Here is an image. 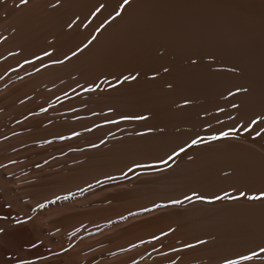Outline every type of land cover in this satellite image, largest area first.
Listing matches in <instances>:
<instances>
[{
  "label": "bare ground",
  "instance_id": "obj_1",
  "mask_svg": "<svg viewBox=\"0 0 264 264\" xmlns=\"http://www.w3.org/2000/svg\"><path fill=\"white\" fill-rule=\"evenodd\" d=\"M189 2L190 4L198 5V7L199 5L200 7L202 5L209 7L208 11L212 8L213 12L215 11L214 13L217 15L215 17L222 20L221 22L223 23L218 18H214L215 21H212V23L214 22L215 24L216 20L220 22L218 26L221 28H217L219 29L217 31L222 32L223 28L226 34L223 36L216 35L218 36H215L216 38L220 37L217 40L215 38L216 41L214 38L211 39L217 42L222 37L221 43H223L221 45L223 48L226 47L225 40L228 42L231 37H233L234 41H231V39L229 44L232 42V45L239 46L241 44L239 36L243 38V34H240L242 29L239 30L238 25L243 22L249 24L253 31L255 30V39L250 37V39L255 41V50L253 52L257 53L256 56L258 55L260 59L256 58L264 60V0H188ZM167 5L169 7V4ZM174 5L176 6V3ZM192 10L189 9L190 13ZM201 10L199 13L203 14L204 12H201ZM114 11L113 0H27L26 4L21 3V0H0V264H12V261L15 263V261L22 259H17L18 256L15 254L18 255V253H15L14 249L6 247L7 244L15 242L18 239V231L22 229L38 232L37 237L46 242V248L42 249L43 253L40 254L43 257L40 262L37 260V264H55L60 263V261L68 264H162L163 261L159 260L160 258H158L155 251L150 249L151 245L148 246L150 240H154L158 236H160L158 238L160 239L161 235L164 237L168 235L166 238L169 241L170 239L173 241L170 244L180 247L178 248L177 262V255L175 256V260L173 259L176 263L168 259L171 264H227L229 261L227 258L230 256L227 255L230 253L227 254V245L223 243L225 241L222 242L223 239L221 238L223 233L220 235L219 233H215V235L218 234L216 235L217 238L215 241L209 242L212 239L208 238L207 241L205 239L206 235H203V233L197 235L189 232L193 230L192 227L190 226L191 229L188 230L189 228H186L188 225L181 223L183 218L188 217L189 213L190 215L192 214L196 203L201 206L204 202V200L202 203L200 201L201 204L198 203L199 201H195V203L190 202L192 198H195L194 191L196 190H193L195 188L192 187L193 192H191V186L188 184H192L195 181L190 182V179L192 176H195L193 174L196 172H192V176L190 175L191 177L188 178L189 183H185L182 194L180 192L176 193L175 190V194L171 192L173 196L171 193H168L173 198L176 194L180 193V203L169 201V196V199H166L169 203L161 206L153 205L150 198V200L146 201L150 195L145 194V190L148 191L164 184L166 187L172 189L174 186H171L172 183L169 179L167 181L163 177L160 178L161 173H158V171L153 172V170L148 169H154L152 167L153 164H150L152 165L151 167L148 165L144 166L146 161L158 156V150L161 147H157V153H151L150 151H155L156 149L148 146L145 149L144 146H141L143 139L138 138H142L143 136H140L136 132L138 137L132 141L128 134L127 126L129 119H124V117H128L130 111L134 113L131 110L132 101L135 102L136 99L138 101V103L136 101L133 105L137 115H140L141 112L139 107L146 104H143V99H141L143 96L141 97L137 89V93L135 92L136 94L133 95V98L131 97L130 83L133 81L130 76L132 71H129L131 66L129 67L128 59L125 56H117L115 55L116 49L115 53L114 49L112 50V45L114 44L111 31H115L116 29L112 30L113 22L115 21L114 17L112 18ZM196 11V17L204 20L202 19L203 17L200 18L198 16V10ZM153 12L156 14L155 11ZM123 13L121 12L120 14ZM208 13L206 11L205 15L207 17ZM206 16H204L205 19ZM177 18L179 17L177 16ZM192 22L194 21L192 20ZM101 24L103 25L102 28L100 27ZM251 27L249 28V33H251ZM227 34L229 38L223 39L227 37ZM236 39L239 44L235 43ZM252 40L249 43H252ZM246 41H244L243 46H245ZM214 44L216 45V43ZM230 45L229 48L232 46ZM252 45L251 48L254 47ZM233 47L236 49L235 46H232L231 49ZM245 48H243V51ZM235 49L230 51L234 53ZM235 53L237 54L236 51ZM235 53L232 55H235ZM131 59H133L132 56ZM253 62L251 61V63ZM259 62L257 61L256 63ZM130 65L132 64L130 63ZM125 77H128V79H125ZM219 82L221 83V81ZM229 82L231 81L229 80ZM209 83H212V80ZM133 93L134 91H132ZM145 108L147 109V107ZM115 110L116 112L118 111L117 123L119 124V129L117 132H114L112 129L114 116L116 115ZM132 117L135 118V116ZM138 120L141 121L142 119ZM132 123L134 124L136 121ZM140 127L144 128L139 125L138 129ZM137 131L140 132L139 130ZM141 131L143 130L141 129ZM142 134L144 133L141 132ZM149 136L150 138L152 137L151 135ZM151 139L153 140V138ZM169 141L168 143H170ZM152 144L154 145V141ZM71 145L75 148L71 151H65ZM57 148H59L60 152L66 153H61V156L53 158L50 155ZM193 151L195 152V150ZM215 151L213 150L214 154ZM174 153L171 155L167 154L165 157L176 155ZM174 168H167L165 173L167 171L172 172ZM178 172L181 173V170L175 172V176L179 174ZM196 177L192 178L196 179ZM169 178L171 179V177ZM200 182L197 181V183ZM196 188H198L197 190L200 193L204 190L203 188L200 191L202 187L200 189L199 187ZM162 193L163 191L157 192L160 196L165 195V193L161 195ZM146 196L148 197L146 198ZM160 196H157V199ZM195 196L197 197L198 195L196 194ZM186 197H191V199H186ZM176 198L175 200H179ZM231 200L230 202L233 205L235 201ZM156 201L155 199L154 204ZM245 201L248 200L246 199ZM222 203L220 201L219 204L221 205ZM205 205H207V202ZM207 206L212 207L209 202ZM216 209L218 208L216 207ZM195 212H193L194 215H197L195 217H199L201 212L198 211L196 214ZM199 212L200 214H197ZM126 214H129L132 218L127 219L122 224L95 229H91L90 227L94 223H100V221L104 220H114ZM204 214L205 212H202L201 216ZM213 217H215L214 214ZM216 217L218 216L216 215ZM192 218L190 217L186 220L190 222ZM219 218L222 219V217ZM211 219L208 218L206 220V218H203L202 221L211 224V222L215 221ZM197 220H200V218H197ZM192 222H194V219L191 220L190 224L192 226L196 224ZM224 222H227V220ZM217 223L215 224L217 225ZM220 223L223 224V222ZM221 224L218 225L219 227L216 226L219 230L222 228ZM200 229L202 230V228ZM223 230L225 233L228 231ZM250 230L252 232L251 228ZM194 231H197L196 228ZM247 233L252 234L250 232ZM232 234L234 236V232ZM243 234L240 235L243 236ZM166 238H164L163 242L166 241ZM251 243L250 246L254 245ZM227 244L230 245V243ZM246 246L247 244L245 248H247ZM252 249L254 248L252 247ZM228 250L230 252V249ZM249 252L251 251L249 250ZM35 257V255L30 254L25 259H33V262ZM234 260L239 261V264L255 263L254 258L251 260H237L236 258ZM259 260L261 261V258ZM168 261H166L167 264L169 263ZM256 261L260 262L257 259ZM28 262L26 263L36 264V262Z\"/></svg>",
  "mask_w": 264,
  "mask_h": 264
},
{
  "label": "rangeland",
  "instance_id": "obj_2",
  "mask_svg": "<svg viewBox=\"0 0 264 264\" xmlns=\"http://www.w3.org/2000/svg\"><path fill=\"white\" fill-rule=\"evenodd\" d=\"M143 1H144V3H143ZM168 1H170V2L168 3ZM182 1L183 2L185 1L186 3L185 2L183 3ZM151 2H154V3H151ZM164 2H163V0H128V3L125 4L124 0H113L115 11L113 13L112 18L114 17V20L115 21L117 20V21H116V23H114L115 21L113 22L114 28L112 27V30L116 28L115 31L114 30L111 31L112 36H113V44H114V45H112V50L114 49V53H115V49H116L115 55H117V56L118 55L119 56L120 55L125 56L126 59H128L129 67L131 66L130 67L131 69H129V71H132L130 76L132 79L134 77L133 81L130 83L131 97L133 98L134 94H136L137 92H140L141 97L143 96L141 98V99H143L142 102H143V104H146V105L141 104L142 107H144V108H142L140 106L139 108H140L141 112H140V115L139 114L137 115L136 110L133 108V105L137 101V99L135 102L131 100L133 102V103H131V106L133 108V109L131 108V110L136 115L134 113H131V111H130V115H128V117L140 116V117H144V119H142L141 121L136 119V118H133L132 120L129 119L128 126H127L128 127V134L130 135V139L132 141H134L138 137V135L136 134V132H137L140 136H143L142 138L141 137L138 138V139H143V141H142L143 144H141V146H144V148L148 146V147H152V149H156L155 151H150L151 153L153 152L154 154L159 151V154H158L159 158H158V156H156L153 159L146 161L145 162L146 164L144 163V166L148 165L151 167L152 165H150V164H153L152 167L154 169H151V168H148V169L153 170V172L158 171V173L162 174V175L160 174V178L163 177L167 181L169 179V181L172 183L171 186H174V188L172 189L170 187H166V185L164 184L162 186H158L157 188H154V189H151L148 191L145 190L146 191L145 194L151 196V197L146 196V198L148 197L146 199V201L151 199L153 205H157V206L167 204V203H169V201H172V202L179 201L180 202L181 200H180L179 195H181L183 193L185 183L186 184L189 183L188 178H190L193 173H195V172L198 173L197 175L195 173V174H193L195 176H192L193 178L196 176L198 178L196 177V179H193L191 177V179H190V182L195 180L194 182H192V184L193 183L194 184L192 185L190 183L188 185L191 186V188H190L191 192H193L192 187L195 188V189H193V190H196V191H194V194L195 195L197 194L198 196L200 194L199 197H204V199H198L197 198L198 196L196 197L194 195L195 198L194 199L192 198L194 201L191 199L192 201L190 200V202L195 203V201L196 202L199 201L198 203H200V201H201V203H202L204 200V202L202 203L201 206L196 203L195 208L197 206L198 207L196 209L194 208L193 212L200 211L201 214H202V212L203 213L205 212V214L207 216L205 214L201 216V214L199 212L197 214H200V215L197 218H200V220H197V218L195 217L197 215H194L192 211L188 210L189 212H192L191 215L189 213L190 216L188 215V217L189 218L193 217L192 219H194V222H195V220H197L198 223L195 222L197 225L194 222H192L193 224H195V225H193L194 226L193 227L192 224H190L192 219L190 220V222H189V220L188 221L186 220V219H189L188 217H185V219L183 218V221H181V223H184V224L186 223V225L189 226V227L188 226L186 227V228H189L188 230H190L192 227L193 230H191L189 232H192V233L197 234V235L203 233V235H206L205 239L207 241H208V238L212 239V240H209V242L215 241V239L217 238L216 235H218V234L215 235V233H219V235L223 233L222 234L223 237L221 236V238L223 240L222 239L221 240H222V242L225 241L223 243L225 245H227V249H226L227 254L230 253L229 255H227V256H230L227 258V260H234L236 258H237V260H242L241 256L244 252L245 253L243 254V256H245V255L251 256L255 252V253H257V255L253 257L255 260V263H253V264H256V263L257 264H263L264 263V261H263L264 260V252H262L261 249H264V245H263L264 244V202H263L264 198L258 199V201L253 200V199H248V197H251V196H261L262 194H264V82H263L264 77H262V76H264V67H263L264 60H262V59L259 60L260 59L259 56L258 55L256 56L257 53L253 52L255 50V41L252 39L253 38L255 39V32H254L255 30L253 31L252 27L249 24H247L246 22L240 23L238 25V29L239 30L242 29V31H244V32H242V31L240 32V34H243V36H242L243 38H241L239 36L241 44H239V42H237V39H236L235 43L239 44V46L232 45L231 44L232 42L230 43L232 46H235V47L237 46L236 49L233 47V49H235L234 53L236 51L237 54L235 53V55H232L234 53L231 52V51H233V49H231L232 46L229 44V41L233 37H231L228 40V42H227V40H225L226 44L225 43L224 44L226 45V47H224V48L221 45L223 43V42L221 43L222 37H221L220 41L218 40L217 42H214L216 37H218L219 35L223 36L226 34V32L224 31L223 28H222V30L224 32L222 30H220L222 32L217 31V30H219L217 28H221L218 25L222 21L218 17L217 18L219 19L220 22H217V20H216L217 23L216 22H215V24H214V22L212 23V21H215L214 20V18H216L215 16H217L216 13H214L215 11L213 12L212 8H210V11L212 10L210 12V11H208L209 7H205L203 5L201 7L199 5V7H198V5L190 4V2L188 3V0H178V1L172 0V2H171V0H164ZM175 3H176V6H178V7H176L174 5ZM167 4H169V7ZM182 4L184 7L186 6L185 9L183 6L180 7V5H182ZM162 5H163V7H162ZM152 6H153V8H152ZM194 6L196 7V9ZM187 7L189 9H193L191 11V13ZM203 7H205V8H203ZM154 8H155V10H154ZM181 8H183V9H181ZM167 10H169V11H167ZM194 10H195V12H193ZM196 10H198V13L200 12V10H201V12L202 11L204 12L203 14H201V13L198 14V16H200V18L203 17L202 19H204V20H201V19H199V17L198 18L196 17L197 16ZM153 11H155L156 14ZM206 11H207V13L209 12L208 17L205 15ZM121 12L122 13L124 12L126 14H124V13L120 14ZM187 12H188V14L190 13L189 16H188ZM117 13H119V15H117ZM212 13H214V14H212ZM128 15H131L132 17L128 16ZM174 15L175 16L177 15L179 18H177V16L175 17ZM191 15H193V16L195 15L196 18L193 16H192V18H194L196 20L192 19ZM100 16H101V14H100ZM204 16H206V19L204 18ZM181 17H182V19H181ZM188 17L191 19L190 21H189ZM177 19H179V20H177ZM135 20H136V22H135ZM159 20H161V21H159ZM167 20H169V21H167ZM192 20L194 22H192ZM162 21H163V23H162ZM182 21H183V23H182ZM221 23H223V22H221ZM157 24H158V26H157ZM220 25L222 26V24H220ZM241 25H243V26L241 27ZM115 26H117V27H115ZM204 26H205V28H204ZM244 26H245V28H244ZM100 27L102 28L103 25L101 24ZM223 27H225V26H223ZM250 27H251V33H249ZM197 30H198V32H197ZM247 32H248V34H247ZM216 35H218V36H216ZM122 36H124V37H122ZM181 36H182V38H181ZM247 36L249 37L248 40H247V38H248ZM250 37H252V39H250ZM211 38H214V40ZM219 38H216V40ZM228 38L229 37L227 34V37L223 38V39H228ZM250 40L253 41L252 43H254V45H252V43H249V42H251ZM231 41H234V40L232 39ZM244 41H246L245 46H243ZM211 43H212V45H211ZM214 43H216V45ZM247 44H249L248 47H247ZM229 45L231 46V48H229ZM251 45H252V47L253 46L254 47L251 48ZM209 46L211 47L210 49H209ZM243 48H245L244 51H243ZM207 49H208V51H207ZM251 52H253L255 55ZM243 55H245V56H243ZM131 56L135 60L131 59ZM215 57H217L216 58L217 60L215 59ZM256 57H258L259 59ZM130 59H131V62H130ZM226 59H228V60H226ZM247 59H248V61H247ZM218 60H220V61H218ZM251 61L252 62L254 61V62L251 63ZM257 61H260V62L256 63ZM130 63L132 65H130ZM223 66H224V68H223ZM250 67H251V71H250ZM262 68H263V70H262ZM246 71H247V74H246ZM234 74H235V76H234ZM255 74L256 75L258 74V75L256 76ZM229 76H231V78H229ZM213 77H215V79H213ZM257 77H258V79H257ZM246 79H248V80H246ZM211 80H212V83H209V82H211ZM229 80L231 82H229ZM219 81H221V83ZM246 84H247V86H246ZM258 84H259V86H257ZM227 87H230L231 89L227 88ZM136 89L138 90L137 92H136ZM132 91H134L133 94H132ZM256 96H257V98H256ZM145 98H146V102H145ZM133 100H135V99H133ZM136 103H138V101ZM145 107H147V109ZM116 109H117V107H116ZM115 113H116V115L114 116V125H113L112 129L114 132H117L119 129V124L117 123L118 122V115H117L118 111L116 112V110H115ZM138 113H139V111H138ZM135 121H136L137 125H136V123H134V124L132 123ZM161 122H163V123H161ZM142 123H143V125H141ZM154 124L158 130L155 129L156 127L154 126ZM139 125L144 127V128L140 127L138 129ZM150 127H152V128H150ZM141 129L143 131H141ZM137 130H139L140 132H138ZM154 130L156 132L152 133L151 131H154ZM141 132H143L144 134L141 135ZM225 132L228 133V136H222V133H225ZM148 133H150V134H148ZM149 135L152 136L151 138H153V140L150 138ZM212 136H217L220 138L216 139V140H212V139H210ZM147 139H149L150 142H149V140L147 141ZM171 139H172V141H171ZM187 140H188V142H186ZM193 140H199L200 142L198 144H192ZM153 141H154V145L152 144ZM168 141L170 143H168ZM147 143H149V144L147 145ZM150 144H152V145H150ZM164 144H165V146H164ZM162 146H163V149H162ZM157 147L158 148L161 147L160 148L161 152H160V150H158ZM59 148H57L50 156H53V158L57 157V156L58 157L61 156V153H63V152H60ZM74 148L75 147H73L71 145L70 148L68 147L65 151H67V150L71 151ZM167 148H169V149H167ZM182 148L184 149L183 152L180 151ZM201 149L203 152L201 151ZM173 150L175 153L173 152ZM193 150H195V152ZM213 150L214 151L216 150L215 154H214ZM171 151L174 154H176V155H173L175 157V159H172V160L169 159L170 156L165 157V156H167V154H169V155L173 154ZM205 151H206V153H205ZM220 151H223V152H220ZM177 152H178V155H177ZM65 153H63V154H65ZM154 154H152V155H154ZM187 155H188V157H187ZM173 156H171V157H173ZM177 156H179V157H177ZM161 157L162 158L165 157V158L162 159ZM156 158H157V162H156ZM166 160H167V163H165ZM174 160L176 163L173 162ZM168 161H170V162H168ZM197 162H198V165H201V166H198ZM164 164H165V166H164ZM218 164H219V166H218ZM168 165H170V166H168ZM195 165H196V167L193 168V166H195ZM202 165H204V166H202ZM171 167H175L174 170L172 172L167 171L165 173L167 168L170 169ZM150 170H148V171H150ZM178 170L179 171L181 170V173L178 172L179 174L176 173L178 175L175 176V172H177ZM213 171L216 173H214ZM168 173H169V175H167ZM180 174H181V176H180ZM201 175L204 177L206 176L207 178L205 177L206 178L205 179ZM168 176L171 177V179ZM235 176L237 177V179ZM196 180L198 182H200V181H202V182L197 183ZM203 180L206 182L205 184H204ZM237 180H238V182H237ZM176 183H178V184H176ZM179 184H180V186H179ZM175 185H177V186L175 187ZM201 185H203V186H201ZM205 185H207V186L205 187ZM196 187H199V189L201 188L200 191H202L204 188L203 192L200 193L199 190H197L198 188H196ZM165 188L168 192L165 190ZM214 188H215V190H214ZM157 190H159V191H157ZM174 190L176 191V193L177 192L181 193V194L178 193V195L176 194L177 198L179 200H175L176 195L174 196V198L172 197L173 195L171 192H174V194H175ZM155 191H157L158 193L163 191V193L161 195H163L165 193V195H163V196H166L167 198L166 197L163 198V196L158 195L157 192H155ZM168 193H171L172 196H170V194L168 195ZM191 194L193 195V193H191ZM241 194H244V195H241ZM154 195H155V197H154ZM212 195H214V196H212ZM157 196H160L163 199L160 197H158V199H157ZM168 196L170 198L169 201L166 200V199H169ZM62 197H63V195H62ZM216 197H221V199H216ZM143 199H145V198H143ZM155 199L157 201L154 204ZM161 199L164 201H162ZM246 199L248 201H245ZM230 200L233 202L235 201V203H236V201H238V203H236V204L233 203V205H232ZM239 200L242 202L240 203ZM220 201H221V203L222 202H224V203H222L220 205L219 204ZM249 201H253V202H249ZM162 202H165V203L162 204ZM206 202H207V205L209 202V204L212 207L207 206V205L204 206V204ZM228 202H230V203H228ZM213 203L215 204L214 206H213ZM236 205L239 207H237ZM201 207H203L204 209ZM216 207L218 209H216ZM222 210H224V211L222 212ZM245 210H246V212H245ZM196 212H195V214H196ZM208 212H210L209 216H208ZM244 212H245V215H244ZM217 213H219V214H217ZM247 213H249V214H247ZM213 214L215 215V217H213ZM216 215L218 217H216ZM225 216H226V218H225ZM244 216H246V217H244ZM249 216H251V217H249ZM219 217H222V219ZM131 218H132V216H130L129 214H126V215L119 216L114 220L113 219L107 220V221L104 220V221H100V223H98V222L94 223L95 225L92 224L90 227H91V229L103 228L104 226L110 227V226H114L116 224H122L127 219H131ZM201 218L202 219L206 218V220L208 218H210V219L212 218L211 220H215V221H213L214 223L211 222V224H210V223L203 222ZM218 218L220 221L217 220ZM249 218H250V220H249ZM184 220H186V221L184 222ZM226 220H227V222H224ZM199 221H201V222H199ZM217 221H219V222L217 223ZM244 221H245V223H244ZM220 222H223V224H221ZM215 223H217V225ZM249 223H250V225H249ZM207 224L211 226V229H210V226H208ZM219 224H221L222 230L221 229L219 230L217 228V227H219L218 226ZM202 225H203V227H202ZM195 228L197 231H194ZM200 228H202V230ZM250 228L252 229V232H251ZM203 229H205V230L207 229L208 231L207 230L205 231ZM223 229H225V231H227V230L228 231L225 233ZM242 229L244 232L242 231ZM199 231H201V232H199ZM30 232L31 231H28L26 229L19 230L18 231V239H16L15 242H12V243H9L6 245V247H8L9 249H14L15 253H18V255L15 254L16 256H18L17 259L22 258L21 260L15 261V263H14V261H12V264H23V263L27 264L26 262H28V261H30L28 263H35L36 262V264H37V262L38 261L40 262L41 258L43 257L40 254L43 253L42 249L46 248V246H45L46 242H44L42 239L37 237L38 232H36V231L31 232V233ZM233 232H234L235 237L232 234ZM241 232H243L244 234ZM247 232H250L252 234H248ZM228 233L230 236L227 235ZM240 234L241 235L243 234V236L245 238L243 236H241ZM237 236H238V238H237ZM253 236H254V238H253ZM159 237L160 236L156 237L154 240L153 239L150 240L148 246L151 245L150 249H152V251H155L158 258H160L159 260L163 261L162 264H167L166 261H168V259H170V261L174 263L175 262L174 261L175 256L179 252L178 248H180V247L178 245L176 247L174 244L171 245L173 241L170 238H169L170 239V241H169L166 237H164L162 235H161V238L163 237L162 239L161 238L158 239ZM210 237H213V238H210ZM164 238H166V241L163 242V240H165ZM227 238H229V239H227ZM249 238H250V240H248ZM260 238H262L263 240ZM161 240H162V242H161ZM231 240H233L234 242ZM242 240H244V241H242ZM247 241H249V242H247ZM250 241L254 245L256 244L255 247H254V245L250 246V243H251ZM170 242H171V244H170ZM155 243H156V245H155ZM227 243H230V245L232 243V245L230 246ZM152 244H153V246H152ZM233 244L235 245V247ZM246 244H247V246H246L247 248H245ZM42 245L44 246V248ZM168 245H170V246L168 247ZM238 247H240V248L242 247L243 249L242 248L238 249ZM252 247L255 249V251H254V249H252ZM234 248H237V249H234ZM157 249H160V250H157ZM228 249H230V252ZM173 250H175L176 252ZM243 250H246V251H243ZM249 250L251 252H249ZM172 252H173V254H172ZM232 252H234V253H232ZM246 252H247V254H246ZM30 254L36 256L35 260L33 262H32L33 259H29V260L25 259V258H28L30 256ZM231 255L234 257H232ZM177 257H178V255L176 256V262L178 259ZM255 257L258 261H260L259 259L261 258L262 262L260 261L258 263L256 261ZM170 261H168V262L171 264ZM38 264H40V263H38ZM55 264H68V263H65V262L63 263V261H60V263H55Z\"/></svg>",
  "mask_w": 264,
  "mask_h": 264
},
{
  "label": "snow or ice",
  "instance_id": "obj_3",
  "mask_svg": "<svg viewBox=\"0 0 264 264\" xmlns=\"http://www.w3.org/2000/svg\"><path fill=\"white\" fill-rule=\"evenodd\" d=\"M125 4L128 3V0H124ZM21 3H27V0H21ZM117 15H119V13H117ZM125 79H128V77H125ZM134 79V77H133ZM134 117H124V119H133ZM136 119H144V117H135ZM255 123V122H254ZM222 136H228V133L225 132V133H222ZM220 137H217V136H212L210 139L212 140H216V139H219ZM200 141L199 140H193L192 141V144H198ZM181 152L184 151V149L182 148L180 150ZM178 155V153H177ZM169 159H173V157H169ZM165 163H167V161H165ZM241 195H244V194H241ZM198 199H204V197H197ZM261 198H264V194H262L261 196H251V197H248V199H253V200H258V199H261ZM186 199H191V197H186ZM216 199H221V197H216ZM175 203H180L179 201H176ZM189 247H191L189 245ZM262 252H264V249H261ZM257 253H253L251 256H248V255H245V256H242L241 259L242 260H251L253 259L254 256H256ZM227 264H239V261H235V260H229L227 262Z\"/></svg>",
  "mask_w": 264,
  "mask_h": 264
}]
</instances>
